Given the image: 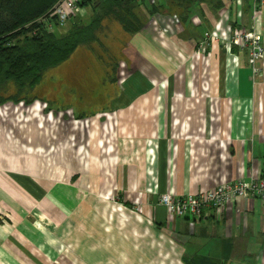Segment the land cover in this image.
Returning a JSON list of instances; mask_svg holds the SVG:
<instances>
[{
    "label": "crops",
    "instance_id": "1",
    "mask_svg": "<svg viewBox=\"0 0 264 264\" xmlns=\"http://www.w3.org/2000/svg\"><path fill=\"white\" fill-rule=\"evenodd\" d=\"M139 1L141 31L105 25L127 75L88 98L101 109L0 107V264H264L262 199L194 228L159 203L264 179V62L254 82L248 51L222 44L252 23L264 39V6L253 21L254 0ZM118 190L144 208L135 227L103 216Z\"/></svg>",
    "mask_w": 264,
    "mask_h": 264
},
{
    "label": "trees",
    "instance_id": "2",
    "mask_svg": "<svg viewBox=\"0 0 264 264\" xmlns=\"http://www.w3.org/2000/svg\"><path fill=\"white\" fill-rule=\"evenodd\" d=\"M60 1L0 0V107L9 102L31 105L42 100L27 97L40 85L47 72L55 70L57 73L67 63L71 67L66 69L71 70L67 79L81 75L84 63L79 61L71 64L72 58L80 51L92 55L88 62V72L91 73L88 86H99L97 83L102 69L101 65L93 64V54L96 52H93V48L97 43L104 45L102 39L106 36L107 22L114 21L127 33L134 35L142 30L148 18L154 14L152 10L148 12L149 16L143 13L139 0H80L81 11L93 8L91 22L84 24L80 13L66 27H61L56 19L49 18L50 12ZM78 17L79 22H76ZM61 30L65 33H61ZM113 66L117 70V59ZM62 72L59 75L63 76ZM10 86L16 89V93L5 96ZM77 86L80 88V85ZM88 86L85 84L87 91ZM77 104L82 105L83 102Z\"/></svg>",
    "mask_w": 264,
    "mask_h": 264
},
{
    "label": "rangeland",
    "instance_id": "3",
    "mask_svg": "<svg viewBox=\"0 0 264 264\" xmlns=\"http://www.w3.org/2000/svg\"><path fill=\"white\" fill-rule=\"evenodd\" d=\"M94 14L93 8H87L81 13L82 22L84 24H89L92 20V15ZM69 27H67L68 29ZM61 33L65 31L61 30ZM116 37L120 40L121 37L118 36L117 33H114ZM103 44L97 43L96 46L93 48L96 50V52L93 54V64L101 65L102 73H100V79L96 85V87H90L88 86L89 83H91L89 78L91 77V73L88 72V69L90 68L88 65L89 59L92 57V55L80 51L77 56L74 59L71 64H76L79 61L84 63V66L82 67L83 72H81V75L73 76L70 79L68 78V73L70 74L71 70L66 71V69L71 68L69 67V63H67L65 66H63L62 70L55 73L54 71L47 72L44 76L43 80L41 81L40 85L34 90V92L29 93L28 97L29 99H42L46 102H43L42 100H38L36 102L46 103L47 107L46 110L53 111V112H62L68 110V108H71L73 104L74 98H79V100H83V104L78 106V109L80 111L82 110H91L98 111L102 108L103 104L100 102V99L102 96H98L102 91L104 93H109L107 90H109V84H116L118 81L123 82L121 80L125 79V75L121 77V80L117 79L116 74V68L113 66V62L120 57V48H112L107 44V41L115 40L118 41L117 38H104L103 37ZM89 48V47H88ZM86 48V50L88 49ZM92 51L90 48L88 49ZM82 52V53H81ZM91 56V57H90ZM92 60V59H91ZM121 68V67H120ZM77 69V68H76ZM64 70V71H63ZM63 71V72H62ZM54 72V73H53ZM62 72V75H59V73ZM76 73L78 71L76 70ZM89 73V74H88ZM120 73V72H119ZM78 77V79H77ZM77 80H79V83L77 84ZM103 80V83H102ZM85 84L89 87V91L85 90ZM77 85H80V88H78ZM16 93V89L12 86H10L7 90V93L5 96H11ZM93 94H96L95 97H100L96 103H93L92 101H89L88 98H92ZM73 100V101H72ZM34 102V103H36ZM33 103V104H34ZM75 103V102H74ZM15 104V103H14ZM31 104V105H33ZM72 104V105H71ZM76 104V103H75ZM18 105V104H16ZM26 105V104H25ZM30 105V106H31ZM29 106V105H27ZM88 109H87V107ZM79 110L77 112H79ZM81 115L83 113H80ZM78 116V115H77ZM75 115V117H77ZM102 144V143H101ZM100 154H103L102 151H97ZM99 159L101 158L97 157V163H100ZM79 178V177H78ZM123 193H121L120 190L116 191L112 197L110 198H103L100 201L104 202L103 207V216L106 220V222L111 223H126L132 227H135L138 222H140L141 217L144 215V208L142 204L138 202H133L134 205H131L128 209L125 208V201H128ZM147 201V199H146ZM131 204V203H130ZM100 216H97V220ZM129 226V228H130ZM166 229L163 231L166 233Z\"/></svg>",
    "mask_w": 264,
    "mask_h": 264
},
{
    "label": "built area",
    "instance_id": "4",
    "mask_svg": "<svg viewBox=\"0 0 264 264\" xmlns=\"http://www.w3.org/2000/svg\"><path fill=\"white\" fill-rule=\"evenodd\" d=\"M80 0H61L50 12L49 18L56 19L61 27H66L70 21L81 13ZM264 6V0H254L252 19L256 20ZM47 21H49L46 18ZM205 42L201 50L206 51V45L211 39V34L205 35ZM223 45L238 47L249 53V65L252 80L257 82L263 75L262 63L264 62V39L256 33V25L252 23L249 28L236 31L228 40L222 41ZM240 198H260L264 201V179L251 182H229L207 192L195 195L175 197L170 193L160 195L159 203L164 206L174 217H187L190 226L194 228L196 222L204 216L207 210L216 212V216L223 214L226 206Z\"/></svg>",
    "mask_w": 264,
    "mask_h": 264
},
{
    "label": "water",
    "instance_id": "5",
    "mask_svg": "<svg viewBox=\"0 0 264 264\" xmlns=\"http://www.w3.org/2000/svg\"><path fill=\"white\" fill-rule=\"evenodd\" d=\"M76 22H79V17H78V18H76Z\"/></svg>",
    "mask_w": 264,
    "mask_h": 264
}]
</instances>
